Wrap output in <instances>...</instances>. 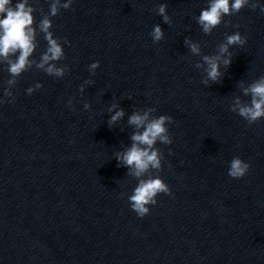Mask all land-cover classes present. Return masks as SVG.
Listing matches in <instances>:
<instances>
[{"label": "water", "instance_id": "95a60500", "mask_svg": "<svg viewBox=\"0 0 264 264\" xmlns=\"http://www.w3.org/2000/svg\"><path fill=\"white\" fill-rule=\"evenodd\" d=\"M50 3L30 0L32 65L0 105V264H264V119L250 125L230 111L237 99L250 103L243 90L264 76V14L245 7L205 35L196 17L207 0H75L51 18L65 52L57 79L36 67L48 46L39 22ZM162 3L169 24L155 14ZM157 24L164 38L153 43ZM235 31L247 43L230 49L218 83L204 85L202 56L218 55ZM7 69L0 63V97L12 79ZM149 108L174 121L173 143L155 145L162 170L148 174L172 195H159L139 218L127 199L138 180L116 155L140 131L129 117ZM119 109L123 118L109 127ZM234 157L250 164L243 179L227 174Z\"/></svg>", "mask_w": 264, "mask_h": 264}, {"label": "clouds", "instance_id": "9594fccd", "mask_svg": "<svg viewBox=\"0 0 264 264\" xmlns=\"http://www.w3.org/2000/svg\"><path fill=\"white\" fill-rule=\"evenodd\" d=\"M74 2L75 0H51L48 15L39 22V29L44 33L48 46L36 67L43 70L48 76L57 79L65 76V68L57 67V62L65 58V52L61 41L54 38V33L51 31L53 26L51 18L56 17L61 9H70ZM245 7H249L253 11L259 8L260 12L264 14V3L261 0H207L206 7L202 8L196 17V23L205 35H209L221 23H224L225 17L236 15ZM33 14L34 7L30 4V0H15V2L14 0H0V63L8 64L7 70L12 77L7 82L9 87L4 89L3 97H0V105L6 102L5 98L13 97L11 86L15 85L16 78L26 72L32 65L30 57L37 47ZM155 14L162 17L165 24L170 23L166 4H160ZM150 36L153 43H158L164 38V32L159 24L153 27ZM68 43L67 39L63 41L64 45ZM184 43L192 55H201V48L197 43L187 38ZM246 43L247 37L242 36L239 31H235L233 34H228L224 43L220 44L218 55H203L202 61L206 65V79L202 81L203 84L207 86L209 82L218 83L222 77L221 67L227 69L232 63L233 54L230 49L234 47L242 48ZM12 56H15L14 60L10 59ZM201 66V64L196 65L197 68ZM99 67V61L92 62L88 66V72L95 75ZM90 82L86 80L80 86L79 92L81 94L84 91V85ZM41 87L40 83H36L34 87H29L26 92L31 95ZM243 93L245 96L251 97L250 103L245 104L237 99L230 111L238 114L250 125L264 119V76L259 77L245 88ZM73 99L69 98L67 102L69 108L73 107ZM7 102H11V100ZM117 107L113 104L109 112L117 109ZM83 108L87 111L91 108V105L84 103ZM155 110V108H149L143 113L134 112L129 117V124L140 131L131 136V147L116 155L117 164L130 169V174L138 180L132 194L127 199L130 209L139 218H144L149 214L150 206L157 204L159 195H172L169 186L159 175H148L150 172L162 170L161 154L155 145L158 142L165 145L173 143L168 128V125L174 123L173 118L168 115L153 117L152 113ZM124 114L123 109L116 110L108 121L109 127L123 118ZM249 169L250 164L248 162L239 157H234L229 162L227 174L230 178L239 180L247 175Z\"/></svg>", "mask_w": 264, "mask_h": 264}]
</instances>
